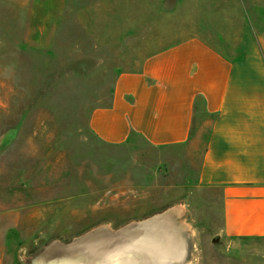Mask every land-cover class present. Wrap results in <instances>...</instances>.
Returning a JSON list of instances; mask_svg holds the SVG:
<instances>
[{
    "label": "rangeland",
    "instance_id": "obj_1",
    "mask_svg": "<svg viewBox=\"0 0 264 264\" xmlns=\"http://www.w3.org/2000/svg\"><path fill=\"white\" fill-rule=\"evenodd\" d=\"M244 24L264 34V0H0V264L180 206L190 264H258L264 241L218 238L201 206L196 145L108 144L90 127L121 73L191 38L233 54Z\"/></svg>",
    "mask_w": 264,
    "mask_h": 264
},
{
    "label": "crops",
    "instance_id": "obj_2",
    "mask_svg": "<svg viewBox=\"0 0 264 264\" xmlns=\"http://www.w3.org/2000/svg\"><path fill=\"white\" fill-rule=\"evenodd\" d=\"M215 46L191 38L121 73L90 127L108 144L140 137L158 148L196 145L195 188L212 208L210 222L221 223L218 238L264 241V34L244 24L233 54ZM255 254L264 264V251Z\"/></svg>",
    "mask_w": 264,
    "mask_h": 264
},
{
    "label": "water",
    "instance_id": "obj_3",
    "mask_svg": "<svg viewBox=\"0 0 264 264\" xmlns=\"http://www.w3.org/2000/svg\"><path fill=\"white\" fill-rule=\"evenodd\" d=\"M193 251L180 206L117 229L101 225L67 243L53 241L29 264H118L120 253L137 264H190Z\"/></svg>",
    "mask_w": 264,
    "mask_h": 264
},
{
    "label": "bare ground",
    "instance_id": "obj_4",
    "mask_svg": "<svg viewBox=\"0 0 264 264\" xmlns=\"http://www.w3.org/2000/svg\"><path fill=\"white\" fill-rule=\"evenodd\" d=\"M121 254V253H120ZM123 255V256H122ZM122 255H118V258H120V256H122L121 258L122 259H120L119 261H117L118 262V264H136L135 263V261L133 260V259H131V258H128L127 260L126 259H124L125 257H126V255L127 254H125V253H122ZM115 259V258H114ZM124 259V260H123ZM116 260V259H115ZM133 260V261H132ZM114 261V260H113Z\"/></svg>",
    "mask_w": 264,
    "mask_h": 264
}]
</instances>
